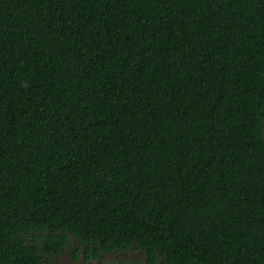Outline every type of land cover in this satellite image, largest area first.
I'll use <instances>...</instances> for the list:
<instances>
[{"label":"trees","instance_id":"1","mask_svg":"<svg viewBox=\"0 0 264 264\" xmlns=\"http://www.w3.org/2000/svg\"><path fill=\"white\" fill-rule=\"evenodd\" d=\"M65 250L264 264V0H0V264Z\"/></svg>","mask_w":264,"mask_h":264},{"label":"rangeland","instance_id":"2","mask_svg":"<svg viewBox=\"0 0 264 264\" xmlns=\"http://www.w3.org/2000/svg\"><path fill=\"white\" fill-rule=\"evenodd\" d=\"M107 261H116L124 264H143V253L141 250L120 251L116 253H106L99 260L100 264ZM47 264H76L73 260L71 250H65L59 255L56 262L46 259Z\"/></svg>","mask_w":264,"mask_h":264}]
</instances>
